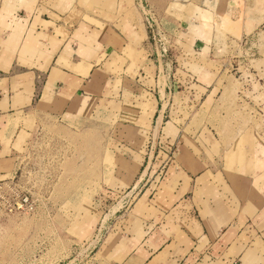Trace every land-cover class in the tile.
<instances>
[{
    "label": "crops",
    "instance_id": "1",
    "mask_svg": "<svg viewBox=\"0 0 264 264\" xmlns=\"http://www.w3.org/2000/svg\"><path fill=\"white\" fill-rule=\"evenodd\" d=\"M253 3L0 0V158L5 140L12 145L20 133H30L34 114L93 112L112 86L114 62L133 53L147 63L140 73L150 79L154 104L146 125L170 134L158 136L164 142L158 163L144 152L121 198H131L133 211L102 224L99 260L92 264H264V123L210 137L184 132L185 122L175 133L168 123L179 122L164 120L173 105L170 94L189 98L191 92L195 100L218 84L220 71L205 68L210 57L222 61L207 27L239 28L244 36L249 22L255 29L263 23V7ZM175 54L204 62L202 69L180 80L171 68ZM175 142L173 160L166 152ZM149 182L157 185L152 196Z\"/></svg>",
    "mask_w": 264,
    "mask_h": 264
},
{
    "label": "rangeland",
    "instance_id": "2",
    "mask_svg": "<svg viewBox=\"0 0 264 264\" xmlns=\"http://www.w3.org/2000/svg\"><path fill=\"white\" fill-rule=\"evenodd\" d=\"M253 4L263 7V23L255 29L249 22L244 36L239 28L220 30L218 23L213 30L207 27L215 34V51L222 61L210 57L205 68L222 75L207 96L194 95V100L191 92L189 98L170 94L173 105L164 120L179 122L168 123L175 133L182 122L184 132L210 137L212 132L222 137L230 130L264 123V0ZM253 34L256 39L252 40ZM244 38L249 42L238 45ZM178 56L170 57L180 80L195 77L203 67L202 61ZM144 62L133 53L114 62L109 69L112 86L93 112H40L33 115L30 133L24 137L20 133L12 145L9 139L4 141L3 154L9 156L0 158V264H92L99 260L105 235L102 224L115 222L125 209L132 213L134 202L127 197L121 200L122 195L132 187L144 152L151 151V161L158 163V151L164 147L158 136L170 134L160 125H146L154 101L148 89L150 79L140 73L142 68L148 70ZM224 62L226 69L221 66ZM168 150L174 160L176 142ZM156 187L149 188L150 196Z\"/></svg>",
    "mask_w": 264,
    "mask_h": 264
},
{
    "label": "built area",
    "instance_id": "3",
    "mask_svg": "<svg viewBox=\"0 0 264 264\" xmlns=\"http://www.w3.org/2000/svg\"><path fill=\"white\" fill-rule=\"evenodd\" d=\"M249 42V40L247 38L241 39L240 42H238V45L243 46L246 45Z\"/></svg>",
    "mask_w": 264,
    "mask_h": 264
}]
</instances>
